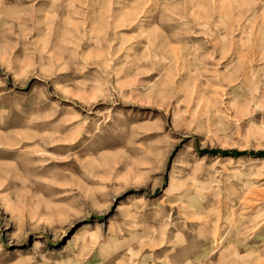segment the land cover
Masks as SVG:
<instances>
[{"label":"rangeland","instance_id":"rangeland-1","mask_svg":"<svg viewBox=\"0 0 264 264\" xmlns=\"http://www.w3.org/2000/svg\"><path fill=\"white\" fill-rule=\"evenodd\" d=\"M260 151L264 0H0V264H264Z\"/></svg>","mask_w":264,"mask_h":264},{"label":"trees","instance_id":"trees-1","mask_svg":"<svg viewBox=\"0 0 264 264\" xmlns=\"http://www.w3.org/2000/svg\"><path fill=\"white\" fill-rule=\"evenodd\" d=\"M226 154H232V155H242V153H239V152H236V151H227L225 152ZM255 156H264V152L263 151H260V153H257V154H253Z\"/></svg>","mask_w":264,"mask_h":264},{"label":"bare ground","instance_id":"bare-ground-1","mask_svg":"<svg viewBox=\"0 0 264 264\" xmlns=\"http://www.w3.org/2000/svg\"><path fill=\"white\" fill-rule=\"evenodd\" d=\"M199 17V16H198ZM203 26V25H202ZM249 42H250V40H249ZM238 72V71H237ZM78 237V236H77Z\"/></svg>","mask_w":264,"mask_h":264}]
</instances>
